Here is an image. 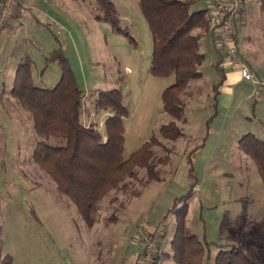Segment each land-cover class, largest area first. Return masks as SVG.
<instances>
[{
	"label": "rangeland",
	"instance_id": "374dc122",
	"mask_svg": "<svg viewBox=\"0 0 264 264\" xmlns=\"http://www.w3.org/2000/svg\"><path fill=\"white\" fill-rule=\"evenodd\" d=\"M111 1L129 37L97 20L94 0H48L51 8L39 11L55 22L22 23L0 36V264H114L115 244L127 240L134 248L128 232L145 218L166 224L162 250L171 252L173 208L180 209L186 196L188 231L214 243L206 248L204 264H214L219 251L215 244L238 246L264 264V184L254 162L239 148L246 134L264 140V0L246 2L237 35L240 55L259 83L245 81L231 105L215 107L217 53L211 35H204L202 78L191 81L181 96L187 122H178L183 136L172 142L161 140L159 130L173 121L163 110L162 93L174 83V75L150 74L153 37L139 0ZM207 7V0H199L192 10ZM61 46L85 94L83 121L86 117L104 134L108 112L95 108L97 92L120 89L130 112L124 121V158L153 136L162 141L154 148L157 158L171 149L169 162L159 166L157 181H149L146 170L138 168L137 177L127 180L114 202L111 192L98 203L92 227L34 161L33 150L41 138L31 114L12 94L18 65L26 57L32 60L35 85L55 87L61 69L47 59ZM205 136L190 171L189 152ZM42 140L52 146L65 144L52 137ZM243 197L250 201L233 206L234 199ZM252 221L257 226L252 227ZM158 264L178 263L160 255Z\"/></svg>",
	"mask_w": 264,
	"mask_h": 264
},
{
	"label": "trees",
	"instance_id": "16d2710c",
	"mask_svg": "<svg viewBox=\"0 0 264 264\" xmlns=\"http://www.w3.org/2000/svg\"><path fill=\"white\" fill-rule=\"evenodd\" d=\"M198 1L139 0L140 10L153 37L150 74L157 78L172 75L175 78L174 83L162 93L163 110L173 118L159 130L161 140L168 142L183 136L178 122L186 123L187 120L183 116L181 96L191 81L202 78L200 67L206 57L200 50V40L210 34L209 7L192 10ZM94 3L99 12L98 21L109 23L115 31L130 36L121 27L118 12L111 0H94ZM215 49L218 56L213 99L217 107L219 88L226 81L227 72L234 69L225 67L224 56ZM47 60L56 62L61 69V77L55 87L40 88L35 85L32 60L26 57L18 65L12 94L22 108L31 114L35 132L41 138L33 150L34 161L55 182L59 192L77 206L86 224L92 227L97 205L106 195L113 192L114 202L116 196L127 188V180L137 177L138 168L146 170L149 181H157L159 166L169 162L171 149L165 148L166 155L157 158L154 148L162 141L153 136L129 158H124V121L130 112L124 105L122 90L97 92L95 108L110 113L104 121L103 134L95 124L86 125L82 120L85 94L62 46L55 49ZM51 137L63 139L65 144L52 146L42 140ZM207 138L203 137L201 143L189 152L192 155L187 159L190 171L195 154L204 147ZM239 148L254 162L264 184V140L254 134H246L239 140ZM195 188L196 185L193 190ZM188 197L183 198L185 204L180 209H177V205L173 208L176 219L171 242L172 257L178 264H204L206 248L210 249L214 243L202 241L188 231ZM215 245L219 251L214 264H260L238 246ZM8 264L11 262L8 261Z\"/></svg>",
	"mask_w": 264,
	"mask_h": 264
},
{
	"label": "built area",
	"instance_id": "2783aa9c",
	"mask_svg": "<svg viewBox=\"0 0 264 264\" xmlns=\"http://www.w3.org/2000/svg\"><path fill=\"white\" fill-rule=\"evenodd\" d=\"M209 3V33L218 52L224 56L225 67L237 69L241 79L259 83L255 73L242 59L237 44V24L248 0H207ZM20 0H0V36L7 29ZM59 33V31L57 32ZM144 219L138 227L139 247L138 264H158L160 261V244L166 231L162 223L153 232L147 229Z\"/></svg>",
	"mask_w": 264,
	"mask_h": 264
},
{
	"label": "crops",
	"instance_id": "0c3cea01",
	"mask_svg": "<svg viewBox=\"0 0 264 264\" xmlns=\"http://www.w3.org/2000/svg\"><path fill=\"white\" fill-rule=\"evenodd\" d=\"M43 8L44 9H50L51 8L48 5V0H20V6L16 10L15 14L13 15V18L10 20L8 27L6 29V33L8 31H11L12 28H15V29L21 28L22 23L33 24L32 23L33 21H37V22H41V23H46L47 21L52 22V23L55 22V19L52 16L48 15L46 12L42 13L39 11V9H43ZM33 9H36V10H33ZM242 16H243V14L241 13V16L238 20V27H239V22H242ZM212 44H213V41H212ZM213 46H214V44H213ZM214 49H215V46H214ZM215 51H216V49H215ZM216 53H217V51H216ZM217 56H218V53H217ZM216 60H217V58H216ZM127 72L130 73L129 68L127 69ZM242 84H246V82H245V80L241 79V76L237 70L227 72L226 81L219 88L220 94L217 98L218 106H222V105L229 106V105H231L232 101L237 96H239V93H238L239 90L238 89L241 87ZM109 115H110V113H107L105 116H109ZM84 123L86 125L90 124V122L87 120L86 117H85ZM195 191L199 192L198 188ZM242 201L249 202L250 198L249 197L236 198V199H234V205L233 206H238V204H240V202H242ZM145 219L147 220V223H148V227H147L148 229L147 230L149 232H153L156 229L158 223H155V222L150 223V222H148L147 218H145ZM118 220H119V218H116V221H118ZM253 220L254 221L256 220V222H257L259 220V218H254ZM254 221H252V223H253L252 227L257 226V224H255ZM136 226H137V228H136ZM136 226L134 227V229L131 232H128V236H127L128 239L132 238V240L134 242L133 243L134 248L127 240H123L122 242L115 244L114 250L112 251V257H113L112 261L114 264H138L139 263V259H138L139 258L138 254L140 251L139 235H138L139 224ZM135 228H136V231H135ZM174 230H175V227H174ZM248 230H249V228H248ZM236 231H239V227L236 229ZM166 234H167V229L164 233L163 238L166 236ZM121 237L123 238V236H121ZM124 237H125V235H124ZM163 238H162V240H163ZM172 240H171V242H172ZM162 245L163 244L161 241V244H160L161 258L166 257L170 261V257H172V250H171V252L165 253L162 250ZM130 248H133L134 251H130ZM251 251L253 252L252 248H251ZM247 255L251 259L254 260V258L251 256L252 254H250V252Z\"/></svg>",
	"mask_w": 264,
	"mask_h": 264
}]
</instances>
